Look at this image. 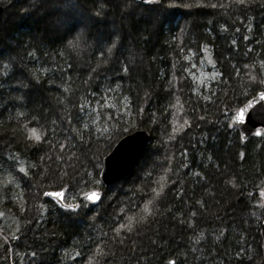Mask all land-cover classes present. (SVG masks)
<instances>
[{
    "label": "trees",
    "instance_id": "obj_1",
    "mask_svg": "<svg viewBox=\"0 0 264 264\" xmlns=\"http://www.w3.org/2000/svg\"><path fill=\"white\" fill-rule=\"evenodd\" d=\"M82 1L119 33L72 48L30 0L4 7L0 264H264V134L231 123L264 90V0ZM138 129L146 152L105 186L104 158Z\"/></svg>",
    "mask_w": 264,
    "mask_h": 264
},
{
    "label": "water",
    "instance_id": "obj_2",
    "mask_svg": "<svg viewBox=\"0 0 264 264\" xmlns=\"http://www.w3.org/2000/svg\"><path fill=\"white\" fill-rule=\"evenodd\" d=\"M3 12L4 6L0 5V19ZM262 93H264V90L259 91L240 106L232 118V126L238 128L244 141L251 136H262L264 134V120L260 119L261 115H264V96L261 95ZM241 109H245L244 122H239L237 119ZM150 140L151 133L147 129H138L120 138L104 158L103 169L100 175L103 184L111 186L127 178L143 157ZM92 191L100 193L97 190ZM83 198H85L84 195Z\"/></svg>",
    "mask_w": 264,
    "mask_h": 264
},
{
    "label": "rangeland",
    "instance_id": "obj_3",
    "mask_svg": "<svg viewBox=\"0 0 264 264\" xmlns=\"http://www.w3.org/2000/svg\"><path fill=\"white\" fill-rule=\"evenodd\" d=\"M6 1L8 0H2L0 5L5 7ZM77 1L74 4V9H68L59 0H30L29 5L23 12L25 16H29L28 18L30 16L36 19L41 17L46 18L47 24L52 23L54 27L62 28V30L74 29L75 34L73 33V36H77L78 31L80 33L83 32L84 38L89 43L94 41L101 29V31H105L106 28H109L119 33L120 29L115 11L110 9L106 4H102L96 9L92 7L93 4L91 2ZM8 14L11 16L10 12L4 8L2 18L0 19V26L6 23ZM156 14L160 21H163L164 16H166L163 10H157ZM204 76H210V73L207 76L204 74Z\"/></svg>",
    "mask_w": 264,
    "mask_h": 264
},
{
    "label": "snow or ice",
    "instance_id": "obj_4",
    "mask_svg": "<svg viewBox=\"0 0 264 264\" xmlns=\"http://www.w3.org/2000/svg\"><path fill=\"white\" fill-rule=\"evenodd\" d=\"M238 2L242 3V0H238ZM82 39H83V34L82 33L78 34L76 37L73 38V40L68 41V46L72 47V48H79L81 46ZM108 51L110 52L111 48H109ZM102 55H103V53H102ZM261 83H264V81H261ZM261 95L264 96V93H262ZM237 119L239 122H244V120H245V109L240 110ZM260 119L264 120V115H261ZM30 132H31L30 138L34 139L35 141H40L42 139V137L40 135L36 134L35 129H31ZM257 134L259 135V133H257ZM24 171H25L24 168H20V172H24ZM44 195L63 199V193L60 191L45 192ZM261 195H264V192H262ZM84 196L88 201H91V202L98 201L101 198L100 193H98L96 191L85 193ZM149 203H151V202H149ZM64 206L67 209L72 210V211H75L77 208H79V205H76V204H65ZM146 210H147V206H146ZM121 227H125V226L121 225ZM170 264H175V262L174 261L170 262Z\"/></svg>",
    "mask_w": 264,
    "mask_h": 264
},
{
    "label": "bare ground",
    "instance_id": "obj_5",
    "mask_svg": "<svg viewBox=\"0 0 264 264\" xmlns=\"http://www.w3.org/2000/svg\"><path fill=\"white\" fill-rule=\"evenodd\" d=\"M149 1V0H148ZM147 2V1H146Z\"/></svg>",
    "mask_w": 264,
    "mask_h": 264
}]
</instances>
